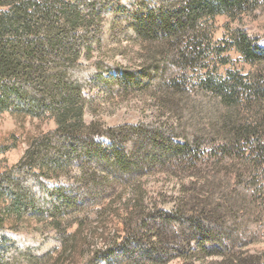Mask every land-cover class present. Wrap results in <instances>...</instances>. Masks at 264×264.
Segmentation results:
<instances>
[{
  "label": "trees",
  "instance_id": "1",
  "mask_svg": "<svg viewBox=\"0 0 264 264\" xmlns=\"http://www.w3.org/2000/svg\"><path fill=\"white\" fill-rule=\"evenodd\" d=\"M256 15L264 0H0V113L54 122L0 173V264H264ZM217 16L236 26L214 42ZM229 49L248 72L218 74ZM93 90L157 120L107 126Z\"/></svg>",
  "mask_w": 264,
  "mask_h": 264
},
{
  "label": "rangeland",
  "instance_id": "2",
  "mask_svg": "<svg viewBox=\"0 0 264 264\" xmlns=\"http://www.w3.org/2000/svg\"><path fill=\"white\" fill-rule=\"evenodd\" d=\"M246 22L245 27L259 38L261 44H264V15H256L251 21L246 20ZM211 24L214 42H218L224 38L227 29L236 26L235 21L233 22L224 16L215 17ZM223 55L228 63L219 66L218 74L223 75L227 70H237L242 73L250 70V65L242 62L240 55L234 50L229 49ZM116 59L118 61L121 60L118 56ZM92 93L96 99V114L107 126L123 123L136 124L148 119L157 120L151 115L148 102L133 98L129 101L112 105L103 102V96L97 90H93ZM86 118L91 119L92 114L87 113ZM53 127L54 122L51 119L23 118L15 117L8 112L0 113V173L20 159L30 137L38 132L50 130ZM171 187L172 185L169 188ZM166 207L168 206L166 205ZM256 247L264 248V239ZM219 260L216 257L206 258L204 264H219ZM196 263L198 264V262ZM168 264H181V261L173 260Z\"/></svg>",
  "mask_w": 264,
  "mask_h": 264
}]
</instances>
